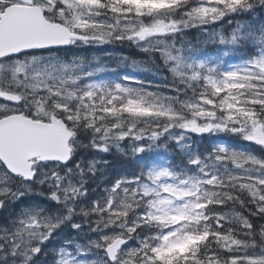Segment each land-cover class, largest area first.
<instances>
[{"label": "snow or ice", "instance_id": "6c2138e0", "mask_svg": "<svg viewBox=\"0 0 264 264\" xmlns=\"http://www.w3.org/2000/svg\"><path fill=\"white\" fill-rule=\"evenodd\" d=\"M0 264H264V0H0Z\"/></svg>", "mask_w": 264, "mask_h": 264}, {"label": "trees", "instance_id": "16d2710c", "mask_svg": "<svg viewBox=\"0 0 264 264\" xmlns=\"http://www.w3.org/2000/svg\"><path fill=\"white\" fill-rule=\"evenodd\" d=\"M109 48H113L114 50L120 52V53H123L124 55H127V56H131V57H134V58H139L136 56V53L134 51V49L132 48H129L127 45H119V44H116V45H109ZM76 51H79V50H76ZM90 53L89 49L86 53H81L82 55H86L88 56ZM101 156H104L105 154H100ZM92 158V157H90ZM97 159L99 157H96ZM105 158H108L110 161H112L113 163V168L109 170V178H111V174L113 173H116V172H120V171H124L125 169H131L133 167V164L131 162L129 163H123V162H119L118 160H115L113 159V157L111 156H107ZM121 174H123L121 172Z\"/></svg>", "mask_w": 264, "mask_h": 264}, {"label": "rangeland", "instance_id": "374dc122", "mask_svg": "<svg viewBox=\"0 0 264 264\" xmlns=\"http://www.w3.org/2000/svg\"><path fill=\"white\" fill-rule=\"evenodd\" d=\"M89 55L87 56L90 60H92L94 63L99 60V61H105L107 63H111V61H107V57H119L123 56V53H120L113 48H109V45L105 46H99V47H93L89 48ZM210 54L215 55V52L209 49ZM139 59V58H137ZM112 66H115L114 64ZM91 159V158H90ZM108 159V158H107ZM110 173V172H109Z\"/></svg>", "mask_w": 264, "mask_h": 264}]
</instances>
